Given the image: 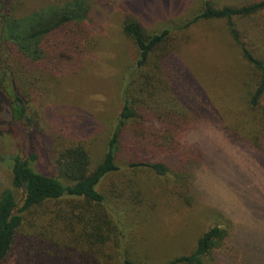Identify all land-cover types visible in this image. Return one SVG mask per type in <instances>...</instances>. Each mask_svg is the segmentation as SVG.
<instances>
[{
    "label": "trees",
    "instance_id": "1",
    "mask_svg": "<svg viewBox=\"0 0 264 264\" xmlns=\"http://www.w3.org/2000/svg\"><path fill=\"white\" fill-rule=\"evenodd\" d=\"M87 2L70 0L63 7H50L41 15L19 20L16 9L21 1L0 0V112H3L2 107L8 106L9 125L24 124L34 138L42 135V126L39 115L30 113L27 87L36 91L40 89L39 83L45 82L54 89L65 74L64 68L76 60L77 48L82 41L87 43L88 30L93 29L87 20L91 10ZM262 11L264 0L249 6L225 8H216L207 1L182 28L187 29L199 21L229 22L236 46L260 75L258 86L247 100L252 111L261 110L264 101V61L247 49L233 21ZM131 18L125 21L123 30L136 47L138 59L123 93L122 112L103 155L94 163L83 144L70 143L55 154L53 176L36 169L38 156L33 152L11 159V187L0 192V264H110L111 259L117 264H134L131 258L135 254V243L129 239L125 221L129 214L134 217V213L136 216L140 213L134 206H143L145 198L130 185L136 183L134 179L125 180L123 172L129 169L147 177L146 173H151L157 177V185L179 198H185L191 186L192 191L203 194L198 192L195 177L198 169L206 166L205 159L203 152L187 141L189 133L199 122L211 119L221 124L233 143L247 144L245 138L227 128L222 119H217L220 115L209 104L205 89L206 93L194 84L189 87L188 74L183 67L177 70L171 65L173 54L167 48L173 30L149 34L143 19ZM3 50L7 56L10 52L18 59L21 73L28 77L22 89L15 84L14 70L4 67ZM8 79L10 84L5 86ZM161 87L167 96L159 101L157 92ZM54 114L51 111V115ZM70 123L66 118L57 122L59 126ZM164 134L170 138L163 139ZM250 146L263 152L264 135ZM116 176L120 177V190L114 188L115 196L108 198L102 186L105 180ZM74 201L78 203L74 205ZM52 203H56L57 212L55 219L49 222L43 213H47ZM86 206L96 208L99 214L94 218ZM29 217L34 233L22 236L20 231ZM91 217L94 221L90 235L97 240L94 244L88 242L83 233L92 224ZM230 227L210 228L200 236L191 254L175 257L166 264H208L210 261L264 264L263 239L258 238L262 247L255 250L249 238L241 237L240 232L235 235ZM107 243L114 245L111 252H105ZM227 247L230 252L225 255L222 252Z\"/></svg>",
    "mask_w": 264,
    "mask_h": 264
},
{
    "label": "rangeland",
    "instance_id": "2",
    "mask_svg": "<svg viewBox=\"0 0 264 264\" xmlns=\"http://www.w3.org/2000/svg\"><path fill=\"white\" fill-rule=\"evenodd\" d=\"M20 1L16 16L22 20L41 15L50 7H63L70 0ZM87 1L91 5L87 20L93 29L88 30L87 43L82 41L77 48L76 60L64 68L65 74L54 89L45 82H40V89L36 91L27 87L30 113L39 115L42 135L34 138L32 131L22 123L9 125L8 106L2 107L0 192L11 187V159L15 156L35 153L38 156L36 169L49 176L55 173V154L70 143L83 144L94 163L100 160L122 112L123 93L138 59L136 47L123 30L125 21L134 16L143 19L149 34L173 30L167 48L173 54L171 65L177 70L183 67L188 74V86L194 84L206 91L209 104L220 115L217 119H222L227 128L245 138L248 145L233 143L219 122L211 119L199 122L186 139L203 152L206 166L199 168L195 177L198 192L203 194L192 191L191 186L185 198L157 185V177L151 173L143 172L152 180L129 169L123 172L125 180L134 179L136 183L130 185L146 199L143 206H134L140 213L137 216L134 213V217L129 214L125 221L130 231L129 239L135 243L132 262L166 264L175 257L189 255L200 236L216 225L230 227L231 224L235 235L240 232L241 237L249 238L252 248H261L257 240L261 238L264 242V151L258 152L250 145L264 135V101L259 111H252L247 104L249 93L260 82V75L244 59L226 20L199 21L187 29L182 28L207 1L216 8H225L249 6L263 0ZM233 24L247 49L264 61V11L236 18ZM5 51L4 67L14 70L15 84L22 89L28 77L21 73L18 59L10 52L7 56ZM157 56L160 61V54ZM9 84L8 79L5 86ZM159 89L157 100H164L165 89ZM9 103L6 98V104ZM51 111L55 114L51 115ZM63 118L70 119L71 123L59 126L57 122ZM165 135L163 139L168 140L170 137ZM119 181V176L105 180L101 190L108 198L115 196L114 188L120 190ZM55 204H50L47 213H43L49 222L55 219ZM86 210L93 217L100 212L90 206H86ZM30 217L20 231L22 236L34 233ZM93 217L87 231L83 230L91 244L97 242L90 235ZM260 228L263 229L259 231ZM113 246L107 243L105 252H111ZM229 252L227 247L222 253L227 255ZM235 253L238 255L239 252ZM239 256L241 260L242 254ZM14 259L13 263L16 262ZM110 262L117 264L112 259ZM208 264L215 263L210 261Z\"/></svg>",
    "mask_w": 264,
    "mask_h": 264
}]
</instances>
